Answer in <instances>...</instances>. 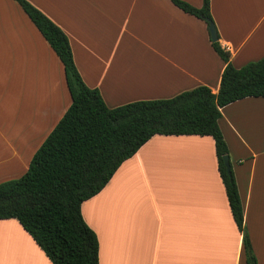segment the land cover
<instances>
[{"label":"crops","instance_id":"crops-1","mask_svg":"<svg viewBox=\"0 0 264 264\" xmlns=\"http://www.w3.org/2000/svg\"><path fill=\"white\" fill-rule=\"evenodd\" d=\"M29 1L64 30L84 82L111 108L220 88L225 62L209 25L171 0ZM210 10L236 67L264 56V0H210ZM134 42L141 48L130 50ZM71 103L61 59L16 0H0V182L26 172ZM219 125L264 264V96L227 104ZM82 214L97 234L99 264H248L210 135H154L83 202ZM0 264L53 263L8 218L0 219Z\"/></svg>","mask_w":264,"mask_h":264},{"label":"trees","instance_id":"trees-1","mask_svg":"<svg viewBox=\"0 0 264 264\" xmlns=\"http://www.w3.org/2000/svg\"><path fill=\"white\" fill-rule=\"evenodd\" d=\"M16 1L61 59L72 103L36 150L26 172L0 182V219H17L53 264H99V240L83 217V202L99 193L121 164L154 135H210L246 261L257 264L232 165L229 174L224 163L229 148L219 120L227 104L264 96V56L236 67L230 51L211 37L225 62L218 92L198 85L170 98L111 108L98 88L84 82L64 30L29 0ZM171 1L208 25L214 22L210 0H203L202 7Z\"/></svg>","mask_w":264,"mask_h":264},{"label":"water","instance_id":"water-1","mask_svg":"<svg viewBox=\"0 0 264 264\" xmlns=\"http://www.w3.org/2000/svg\"><path fill=\"white\" fill-rule=\"evenodd\" d=\"M209 30H210L212 39L213 40H218L217 29L215 27L214 22L210 21ZM224 163H225V165L227 167L228 173L231 174V161H230V156L229 155H225L224 156Z\"/></svg>","mask_w":264,"mask_h":264},{"label":"rangeland","instance_id":"rangeland-1","mask_svg":"<svg viewBox=\"0 0 264 264\" xmlns=\"http://www.w3.org/2000/svg\"><path fill=\"white\" fill-rule=\"evenodd\" d=\"M135 43V46H132V47H129V48H132V49H130V50H133V49H140L141 48V46L137 43V42H134ZM7 120V119H6ZM6 120L4 119V118H1L0 119V126L2 127L5 123H6ZM1 133H5V134H7V130H4V129H1ZM1 139V141H0V148H5V147H3L4 145H3V142H4V138H0Z\"/></svg>","mask_w":264,"mask_h":264}]
</instances>
